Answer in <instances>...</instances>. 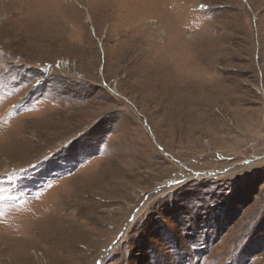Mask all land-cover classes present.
Returning <instances> with one entry per match:
<instances>
[{"label":"rangeland","instance_id":"obj_1","mask_svg":"<svg viewBox=\"0 0 264 264\" xmlns=\"http://www.w3.org/2000/svg\"><path fill=\"white\" fill-rule=\"evenodd\" d=\"M121 1L0 0V264H264V0Z\"/></svg>","mask_w":264,"mask_h":264},{"label":"bare ground","instance_id":"obj_2","mask_svg":"<svg viewBox=\"0 0 264 264\" xmlns=\"http://www.w3.org/2000/svg\"><path fill=\"white\" fill-rule=\"evenodd\" d=\"M158 2V1H161L160 4L161 5V9L159 11L161 12H166L165 9H167V4L165 5L164 3L165 2H168V0H122L121 2H114L113 5H112V9H113V14L114 16L116 17H119V20H120V24L124 23L126 19L128 20H138V18L140 19V17H142V19H147L148 15L152 14L153 12H155V9L153 8V5L152 6V2ZM182 2V0H180ZM103 2V0H102ZM179 2V1H178ZM110 4V3H109ZM138 4L143 6L142 8H139L138 7ZM159 4V5H160ZM153 8V9H152ZM29 9V8H28ZM25 12V11H23ZM163 13H160V15H163ZM48 13V12H46ZM106 13V12H105ZM22 14V13H20ZM49 14V13H48ZM159 15V16H160ZM33 16V14H32ZM31 16V17H32ZM36 16V15H35ZM44 16V14L42 15V17ZM48 16V15H46ZM45 16V17H46ZM58 16V14H57ZM23 17V16H22ZM29 17V16H28ZM55 17V16H54ZM53 17V18H54ZM17 18V17H16ZM34 18H38V17H34ZM52 18V19H53ZM18 19V18H17ZM22 20V19H21ZM56 20V19H55ZM54 20V22H55ZM23 21V20H22ZM51 21V20H50ZM146 21V20H144ZM21 22V21H19ZM28 22V21H27ZM47 22V21H46ZM52 22V21H51ZM50 22V23H51ZM53 23V22H52ZM45 26V25H44ZM120 29V28H119ZM127 29V28H126ZM206 175V174H205ZM208 175V174H207ZM58 205V203H57ZM53 207H56L53 205ZM54 209V208H53ZM66 213V212H65ZM64 213V214H65ZM73 215H75L74 213H72Z\"/></svg>","mask_w":264,"mask_h":264},{"label":"water","instance_id":"obj_3","mask_svg":"<svg viewBox=\"0 0 264 264\" xmlns=\"http://www.w3.org/2000/svg\"><path fill=\"white\" fill-rule=\"evenodd\" d=\"M205 174H206V173H205ZM207 174H208V175H212V172H208Z\"/></svg>","mask_w":264,"mask_h":264}]
</instances>
